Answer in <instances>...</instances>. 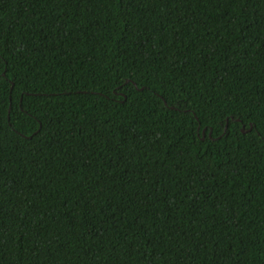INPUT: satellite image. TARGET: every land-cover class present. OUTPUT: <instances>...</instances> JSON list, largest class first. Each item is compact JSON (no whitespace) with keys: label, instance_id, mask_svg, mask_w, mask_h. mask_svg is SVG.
<instances>
[{"label":"trees","instance_id":"obj_1","mask_svg":"<svg viewBox=\"0 0 264 264\" xmlns=\"http://www.w3.org/2000/svg\"><path fill=\"white\" fill-rule=\"evenodd\" d=\"M0 264H264V0H0Z\"/></svg>","mask_w":264,"mask_h":264},{"label":"water","instance_id":"obj_2","mask_svg":"<svg viewBox=\"0 0 264 264\" xmlns=\"http://www.w3.org/2000/svg\"><path fill=\"white\" fill-rule=\"evenodd\" d=\"M128 82H129V81H128ZM136 87H137V86H136ZM141 90H143V89H141ZM227 128H228V125H226V127H225V131L227 130ZM253 128H254V126H253V125H251V127H250V130H249V131H251ZM199 129H200V127H199ZM205 131H206V129H204V130H203V132H202L203 139L205 138ZM243 133H246V131H245V130H243ZM210 136H211V134H210Z\"/></svg>","mask_w":264,"mask_h":264}]
</instances>
